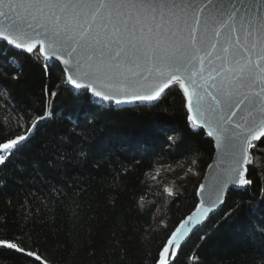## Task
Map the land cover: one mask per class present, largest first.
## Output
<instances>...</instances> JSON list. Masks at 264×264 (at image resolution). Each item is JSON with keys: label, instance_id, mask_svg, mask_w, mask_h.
<instances>
[{"label": "snow or ice", "instance_id": "obj_1", "mask_svg": "<svg viewBox=\"0 0 264 264\" xmlns=\"http://www.w3.org/2000/svg\"><path fill=\"white\" fill-rule=\"evenodd\" d=\"M0 40L27 53L36 50L45 60L61 61L66 73L62 83L118 105L133 100L159 102L166 90L178 85L191 127L202 126L215 137L229 166L210 186L207 206L201 211L197 205V212L171 231L156 264H174L181 242L224 202L229 184L243 191L253 185L250 168L256 153L264 154L260 147L264 144V0H0ZM18 78L12 74L13 80ZM147 81L152 83L145 87ZM45 93L58 95L47 89ZM5 95L6 90L0 89V98ZM4 104L18 122L14 128L0 122V169L13 162L14 168L21 172L31 168L35 178L48 182L37 163L15 161L26 160L23 154L37 128L54 118L73 127L42 143L48 172L66 176L84 167L93 152L102 155L106 150L103 140L77 131L78 113L54 117L46 104L42 114L32 113L29 118L17 111L10 97L0 107ZM84 119L92 125L87 113ZM166 132L162 125L154 129L158 136ZM176 142L177 137H168V144ZM7 179L0 172V189ZM164 191L177 194L167 186ZM260 191L264 194V187ZM242 206L241 202L237 207ZM257 211L256 205L249 207L253 215ZM257 233L264 237V226L254 225L250 234ZM260 249L252 264H264V241ZM13 254L32 258L34 264H49L14 234L0 232V260Z\"/></svg>", "mask_w": 264, "mask_h": 264}, {"label": "trees", "instance_id": "obj_2", "mask_svg": "<svg viewBox=\"0 0 264 264\" xmlns=\"http://www.w3.org/2000/svg\"><path fill=\"white\" fill-rule=\"evenodd\" d=\"M13 73L19 78L13 80ZM64 80L59 66L38 51L22 52L0 40V89L6 90L0 104L10 97L17 111L29 118L42 114L46 104L54 117L78 113L77 131L106 144L102 155L93 152L84 167L66 176L48 172L42 143L53 134H67L73 125L55 118L42 122L23 154L26 160L15 163H37L48 182L35 178L31 168L21 172L13 162L0 169L8 177L0 189V232L14 234L49 264H156L171 231L198 202L197 188L213 156V142L203 129L191 127L177 86L159 102L127 106L74 91ZM45 89L58 95L48 96ZM0 122L9 128L18 122L6 104L0 107ZM161 125L167 132L158 136L154 129ZM169 136L177 137L174 145L167 143ZM256 156L250 168L253 185L247 191L231 189L222 207L183 244L174 264H252L264 241L258 233L250 234L254 225L264 226V154ZM187 165L167 180L176 195L159 189L166 174ZM252 205L258 207L255 215L249 212ZM160 207L163 215L156 222ZM230 209L235 210L225 218ZM0 264L34 261L13 254Z\"/></svg>", "mask_w": 264, "mask_h": 264}, {"label": "water", "instance_id": "obj_3", "mask_svg": "<svg viewBox=\"0 0 264 264\" xmlns=\"http://www.w3.org/2000/svg\"><path fill=\"white\" fill-rule=\"evenodd\" d=\"M3 41V40H2ZM5 42V41H4ZM11 46V45H10ZM13 47V46H12ZM15 48V47H13ZM16 49V48H15ZM16 50H19V51H22V52H26L22 49H16ZM43 56V55H42ZM53 62H55L59 68L63 71L64 69V65L61 63V61L55 59V58H52L51 59ZM64 73V76L66 77V73L63 71ZM152 82L151 81H147L145 82V87L149 86ZM69 87L73 88L71 85L67 84ZM177 87H179L178 85H176ZM172 88V87H171ZM74 89V88H73ZM97 89L100 90V85L99 83L97 84ZM76 90V89H75ZM181 90V89H180ZM168 90H166L167 92ZM182 91V90H181ZM97 98V97H96ZM118 99H129L127 97H117ZM100 99V98H98ZM101 100V99H100ZM103 102H106L104 100H101ZM108 102V101H107ZM154 101H147V100H133L131 101L130 103H121L119 105H140V104H151L153 103ZM185 102H186V99H185ZM115 103V102H114ZM118 105V104H117ZM189 114V113H188ZM193 115H195V113L193 112L192 113ZM201 129L204 130V132L206 133L207 135V131L208 129L206 128H203L202 126L200 127ZM208 136V135H207ZM209 139L213 142V146H214V153H213V156L210 160V162L208 163V165L206 166L205 168V171H204V175L198 185V188H197V197H198V202L195 206V208L189 213L187 214L182 220H184L185 218H187L188 216H191L194 212H197V205H201V211L203 210V208L205 206H207L208 204V201H209V191H210V186L213 184L214 180L219 177L223 171L229 166V158L227 156H224L222 155L221 151L217 149L216 147V140H215V137H210L208 136ZM209 165H211L212 167H209ZM204 185L205 187L203 189L200 188V185ZM231 189H239L238 187H236L235 185H231L229 184L228 188L225 189V193L226 195L228 194V192L231 190ZM225 198L226 196L223 198V200L225 201ZM204 202V203H202ZM224 204V202L222 204H218L217 207L211 212L209 213V215L205 218L204 221H202V223L200 225H197L195 226V228L189 233V236L181 242V247L183 246V244H185V242L190 238V236L193 234V232H195L198 228H200L202 225H204L206 223V221L213 215L215 214L221 207L222 205ZM180 223V222H179ZM179 223L177 224V226L179 225ZM176 226V227H177ZM190 226V225H189ZM175 227V228H176ZM174 228V229H175ZM181 249V248H180ZM179 249V251H180ZM178 251V252H179ZM176 258V257H175ZM174 258V259H175ZM171 259V258H170Z\"/></svg>", "mask_w": 264, "mask_h": 264}, {"label": "rangeland", "instance_id": "obj_4", "mask_svg": "<svg viewBox=\"0 0 264 264\" xmlns=\"http://www.w3.org/2000/svg\"><path fill=\"white\" fill-rule=\"evenodd\" d=\"M73 89V88H72ZM74 91H77V90H75V89H73ZM187 167H188V165L187 166H185V167H182L180 170H178V171H175L173 174H166L165 176H164V179H162V181H160L159 183H158V187H159V189L161 190V191H163V192H165L164 191V188H165V186H167V187H169V188H171L172 186H171V183L169 182V181H167L171 176H173L174 174L175 175H177V174H179V173H182V172H184L185 170H187ZM163 215V213H162V207H160V211L158 212V218H157V220H156V222L157 221H159V219L161 218V216Z\"/></svg>", "mask_w": 264, "mask_h": 264}, {"label": "bare ground", "instance_id": "obj_5", "mask_svg": "<svg viewBox=\"0 0 264 264\" xmlns=\"http://www.w3.org/2000/svg\"><path fill=\"white\" fill-rule=\"evenodd\" d=\"M71 88V87H70ZM194 233V232H193Z\"/></svg>", "mask_w": 264, "mask_h": 264}]
</instances>
